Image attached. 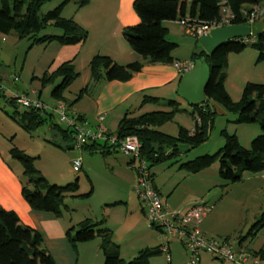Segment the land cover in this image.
I'll list each match as a JSON object with an SVG mask.
<instances>
[{
    "label": "trees",
    "instance_id": "trees-1",
    "mask_svg": "<svg viewBox=\"0 0 264 264\" xmlns=\"http://www.w3.org/2000/svg\"><path fill=\"white\" fill-rule=\"evenodd\" d=\"M45 1L47 0H0V35L14 33L18 41H30V48L51 42H57L63 46L86 42L87 31L78 26L73 19L64 18L62 11L71 2L83 7L88 4V0H60L61 3L57 7L41 15L40 10ZM263 4L264 0H227L224 7L230 15L228 18L230 24L244 25L248 14L255 7ZM133 7L140 22L135 26L125 28L122 35L141 61L121 65L108 56L95 55L89 63L91 82L77 94L73 102H69L64 94L79 74L75 71L72 61L65 62L55 71L46 72L40 79L42 87L54 86L51 97L55 101L65 103L70 109L91 90L94 84L101 81L127 82L139 73L145 64H174L175 59L172 53L177 48V44L167 39L168 30L164 27L165 22L191 18L202 24H210L219 21L222 17L221 0H193L189 7H187L186 0H135ZM48 27H54L62 34L41 36V33ZM193 38L198 42L197 38ZM245 40L246 38L228 42L220 46L212 55H207L203 50L191 55L192 63L205 59L211 69V78L205 91L207 97L205 101L183 108L175 100L161 102L157 98L146 96L142 107L152 104L157 106L156 111L144 112L136 116L128 113L120 120L117 131L114 133L118 141L129 136L137 137L141 145L139 160L146 164L150 172L154 165L175 160L181 156L180 144L193 149L208 141L217 117L211 107V103L215 102L227 113L236 115L234 124L258 125L261 128V134L251 141L249 148H245L235 134L223 130L221 135L225 143L216 154L200 156L181 163L179 169L197 174L212 167L218 161V175L223 182V187L242 182L247 173H264V84L247 83L239 101H234L225 89L229 55L239 54L250 46L260 51L258 62L264 61V33L258 38L251 39V42ZM0 97L6 98L16 108L10 117L22 129L30 133L43 125H49V128L56 132L62 140L70 141L72 147H75L74 131L54 120L55 114L52 111L37 109L19 111L15 98L7 97L2 89L1 78ZM158 107H164L167 110H160ZM180 112H187L190 115L193 121L191 130L179 126L177 136L159 130ZM74 118L82 122L78 116ZM117 148L118 145L93 142L83 146L81 150L106 156L116 152ZM9 153L11 158L18 161L22 167L24 178L22 196L32 210L50 213L56 219H61L64 211H71L65 204V199L68 196H77L78 179L66 186L51 184L36 168V158L27 155L14 145ZM151 175L153 179L152 172ZM91 194L92 191L85 196ZM105 221V219L95 221L87 218L76 227L69 228L65 234L69 244L76 250L79 244L96 239L101 240L103 264H148L149 259L163 253L162 246L147 248L141 250L133 260L126 262L121 257L120 247L113 242V233L106 227ZM151 226L160 232L158 227ZM262 228H264V213L246 234L238 237L240 244L255 237ZM225 240L229 241L230 237ZM251 253L264 260V252ZM0 264H56L51 253L44 246L41 233L24 225L16 213L4 210L1 206Z\"/></svg>",
    "mask_w": 264,
    "mask_h": 264
},
{
    "label": "rangeland",
    "instance_id": "rangeland-1",
    "mask_svg": "<svg viewBox=\"0 0 264 264\" xmlns=\"http://www.w3.org/2000/svg\"><path fill=\"white\" fill-rule=\"evenodd\" d=\"M60 3V0L45 1L40 14L48 13ZM259 7H264V4ZM222 13L224 14L223 9ZM262 17H264V14L260 18ZM58 31L54 27H48L41 33V36L56 35ZM1 38L6 41L2 42ZM185 38L189 39L194 46L201 48L196 39ZM30 45L31 43L28 40L18 41L14 33L0 35V62L2 63L0 74L3 79L2 85L6 89L7 97L14 96L13 92H15V89L12 90V83L22 93H28L30 98L37 97L32 95L30 91L34 87L38 88L41 91L39 99L49 109H53L56 106L54 104L55 100L51 97V91L54 86L42 87L40 79L43 74L40 70V65L37 66L35 64L40 62L46 53L40 47L33 46L30 48ZM188 47L189 45L182 44L178 53L182 59H188L190 53ZM246 49L252 50L253 48L249 46ZM255 52L257 54L256 60H254L256 63L253 62L250 68L247 67L245 72L249 74L264 73V61L258 62L260 51L256 50ZM18 74H20V77L14 81V77H18ZM215 104L217 103L212 102L211 107ZM158 108L167 110L164 107ZM15 109L6 98L0 97V149L5 151L4 148L7 143L9 148L14 145L27 155L36 158V168L51 184L66 186L78 179L79 190L77 196H68L65 199V204L71 211H64V218H71L74 223L82 221L84 216H90L95 221L105 219L106 227L113 233L112 240L120 247L121 257L126 262L133 260L141 250L155 248L162 244L163 241H167L166 237L156 231L140 211L143 205L134 190L137 174L127 165L129 158L118 151L103 156L101 153L91 154L87 151L79 150L76 147H72L70 141L62 140L53 130L50 132L49 125H43L36 131L29 133L10 117ZM18 110L23 112L25 109L20 107ZM213 110L216 112L217 117L208 141L193 149L185 144H180L181 156L175 158V160H168L167 162L154 165L151 167V172L154 174V182L157 183L159 188H161L160 185H163L164 190H169L172 193V199L179 204V208H174V210L168 208L169 211L178 212L186 210L199 202H206L213 209L211 213L202 219V222L212 216V213H216L214 224L223 227L227 222V218H229L232 230L238 227L240 216L247 219L248 227L244 230V233H246L251 225L264 213V183H260L261 189L257 188L259 189L258 193L254 191L256 186L252 187L248 183L245 185L236 183L223 187V182L218 175V161L212 167L197 174H191L179 169L181 163L204 155H214L224 146L225 141L221 132L228 125L227 118L221 115L218 116V112L215 109ZM139 114L141 113H137L135 116ZM228 116L233 118L235 115L228 113ZM54 117V120H57V116L55 115ZM179 126H193V121L187 112L176 114L171 122L164 124L159 130L169 135L177 136ZM242 130L244 129L242 128ZM53 135H58V139H55ZM76 159H81L82 163L81 170L78 173L73 171L71 163ZM9 161L14 168H18L17 161L13 159H9ZM135 165H137V162H135ZM255 182L259 185V181ZM91 191L92 194L90 196H85ZM157 192L160 195L158 190ZM253 193L256 194L254 195ZM233 216L236 217L235 223L231 221ZM223 222L224 225L222 224ZM258 237L250 239L251 247H256L259 243ZM241 251L251 253L247 250ZM254 256L258 258V255ZM168 257L171 263L167 260ZM209 258V255L202 254L200 264H222L212 258V261L209 262ZM189 260L190 256L183 245L177 239L170 238L169 254L164 253L161 257H153L149 259V264H188Z\"/></svg>",
    "mask_w": 264,
    "mask_h": 264
},
{
    "label": "crops",
    "instance_id": "crops-1",
    "mask_svg": "<svg viewBox=\"0 0 264 264\" xmlns=\"http://www.w3.org/2000/svg\"><path fill=\"white\" fill-rule=\"evenodd\" d=\"M134 1L88 0V4L83 7H79L77 3L71 2L63 8L62 16L66 19H73L78 26L87 31L88 38L86 42L67 46L60 45L57 42H51L35 46L40 47L46 53L40 62L35 63L37 66L40 65V70L43 75L46 72L55 71L65 62L72 61L79 77L64 94L69 102H73L77 94L90 84L89 63L95 55L108 56L121 65H127L138 60L141 61V58L130 48L122 35L125 28L135 26L140 22V18L133 7ZM226 1L221 0L223 12L225 11L224 4ZM192 2L193 0H186L187 7ZM164 27L168 30L167 39L177 44V48L172 53L175 62L192 63L190 61L191 55L194 52L203 50L202 47L194 46L189 39L185 38L193 37L189 35L188 31L179 21L165 22ZM61 34L62 32L58 31L56 35ZM1 41L4 42L6 40L1 38ZM182 44L189 45L188 49L190 53L188 59H182L178 54ZM255 51L253 49H245L239 54H231L234 56L229 55L228 57L225 89L234 101L241 99L243 88L247 83L255 82L264 84V73L249 74L245 72L247 67L250 68L253 62L256 63L254 61L257 55ZM19 77L20 74H18ZM0 78L3 83L1 74ZM180 78L181 73L178 72L174 64H145L143 69L127 82L101 81L94 84L91 90L84 94L82 99L70 107V112L72 115L81 118L82 122L89 125L92 129L101 126L110 134H114L117 131L120 120L126 114L135 115L137 113L157 110V106L152 104H147L142 107L143 100L146 96L157 98L161 102L175 100L181 104V107L188 108L190 105L177 94ZM80 79L82 80L80 81ZM34 88L33 90L39 91L38 96H40L41 91L38 88ZM80 88L82 89L80 90ZM13 89H15L14 94H22L12 83ZM59 102L61 101H54V104L57 105ZM212 107L218 112V116L221 115L227 118L228 125L225 127V130L230 134H235L243 147L249 148L251 141L261 134L262 131L258 125H236L233 123L236 120V115L233 118H229L228 113L221 106L215 104ZM185 128L191 130L193 126H185ZM49 131L51 132L52 130L49 128ZM53 137L58 139V135H53ZM4 149L5 151L0 149V206L4 210L13 211L24 225L41 233L44 239V246L51 253L56 264H103L104 255L101 250V240L96 239L88 243L79 244L76 250L69 244L65 235L67 229L71 226L76 227L81 221L74 223L73 219H66L64 215L61 219H56L50 213L31 209L22 196L24 181L22 167L17 161L18 168H14L9 161L12 158L7 143ZM105 158L107 159V157ZM129 163L130 159L127 161L128 166ZM255 181H259V185ZM246 183L252 187L256 186L254 191L258 193L259 189L257 188L261 189L260 183H264V173L245 174L243 181L238 185H245ZM153 184L159 191L166 208L171 210L179 208V204L172 199V193L169 190L165 191L163 185H160L161 188H159L157 183L154 182V179ZM256 193L253 194L255 195ZM140 211L145 216L143 208ZM215 214L212 213V216L206 218L201 223L200 231L202 233L210 237L222 239L230 237L229 242L239 251L248 250L256 254L261 251L264 252V228L260 229L255 236L258 237L259 235V243L256 247H251L250 239L240 244L238 237L248 232L244 233V230L248 227L247 219L239 216L238 227L231 230L229 218H227L225 226L220 227L219 225H215L213 222ZM87 218L94 220L90 216H84V219ZM235 218L233 216L231 221L234 222ZM222 224L224 225V222ZM164 243L163 241L158 246H162ZM120 254L122 256L121 251ZM163 254L157 257H161ZM211 258L210 256L209 262L212 261ZM258 258L264 264V260L260 256ZM200 262L201 260H199V264Z\"/></svg>",
    "mask_w": 264,
    "mask_h": 264
},
{
    "label": "built area",
    "instance_id": "built-area-1",
    "mask_svg": "<svg viewBox=\"0 0 264 264\" xmlns=\"http://www.w3.org/2000/svg\"><path fill=\"white\" fill-rule=\"evenodd\" d=\"M224 10V14L222 13L221 19L217 22L202 24L195 19L187 18L180 21V24L185 27L189 35L199 39L213 29L232 26L228 21L229 13L226 8ZM263 14L264 7H255L248 14L246 25H254ZM251 39L247 38L245 41L251 42ZM174 65L181 75L188 72L192 67V63L186 62H177ZM17 79L18 77L15 76L14 81ZM2 89L6 92L3 85ZM30 93L37 97L30 98L28 93L14 94L13 97L17 107L52 111L57 116L59 124L65 125L74 131L73 138L77 149L81 150L83 146L93 142L108 143L109 145H118L117 151L130 159L129 167L137 174L134 190L143 205L145 217L151 225L158 227L160 234L167 239L161 248L163 253L169 254L170 238H175L188 252L190 256L188 264H199L202 254H208L213 259L224 264H263L252 253L235 250L229 241L207 236L200 231L199 225L202 219L211 213L213 209L210 204L199 202L186 210L178 212L169 211L164 206L153 184L150 170H148L144 162L139 160L141 145L137 137L129 136L122 141H118L115 134H110L101 126L92 129L86 123L77 121L65 103L59 102L53 109H49L39 99L36 90H31ZM135 162H137V165H135ZM81 167V159L72 161L74 172L78 173Z\"/></svg>",
    "mask_w": 264,
    "mask_h": 264
},
{
    "label": "water",
    "instance_id": "water-1",
    "mask_svg": "<svg viewBox=\"0 0 264 264\" xmlns=\"http://www.w3.org/2000/svg\"><path fill=\"white\" fill-rule=\"evenodd\" d=\"M264 33V17L252 25H232L211 30L198 39L207 55H212L220 46L238 39L258 38ZM211 78V69L205 59L193 62L191 69L180 78L177 94L189 105L206 100V88Z\"/></svg>",
    "mask_w": 264,
    "mask_h": 264
}]
</instances>
